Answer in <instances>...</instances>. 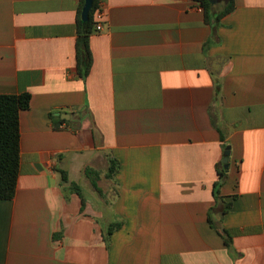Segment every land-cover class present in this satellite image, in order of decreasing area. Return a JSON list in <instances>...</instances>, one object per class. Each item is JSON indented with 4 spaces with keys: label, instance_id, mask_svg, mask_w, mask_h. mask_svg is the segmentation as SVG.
<instances>
[{
    "label": "crops",
    "instance_id": "0c3cea01",
    "mask_svg": "<svg viewBox=\"0 0 264 264\" xmlns=\"http://www.w3.org/2000/svg\"><path fill=\"white\" fill-rule=\"evenodd\" d=\"M79 6L0 0V95H31L0 264H264V0H103L86 78Z\"/></svg>",
    "mask_w": 264,
    "mask_h": 264
},
{
    "label": "trees",
    "instance_id": "16d2710c",
    "mask_svg": "<svg viewBox=\"0 0 264 264\" xmlns=\"http://www.w3.org/2000/svg\"><path fill=\"white\" fill-rule=\"evenodd\" d=\"M200 4L203 8L206 21L212 19L219 21L223 16L228 15L234 8V0H229L225 9L219 14L215 13V4L209 0H192ZM103 0H94L93 6L89 12V19L84 22L82 13L86 4L85 0H80L78 9V70L81 77L86 78L91 70L92 55L90 52V37L95 29V15ZM31 105V95H0V200H13L17 193V184L21 168V112L28 110ZM119 169V164L115 160L110 161L109 177H112ZM63 182H68L67 172L60 171ZM89 172V170H88ZM97 173V172H96ZM97 175V174H96ZM220 180L215 187L216 196L219 194V188L227 177L224 167L219 171ZM96 187V184H94ZM78 194L82 197L80 189L76 188ZM85 203L83 199V204ZM231 209L226 206V211ZM122 226L121 223L111 225L105 239L109 242L112 233Z\"/></svg>",
    "mask_w": 264,
    "mask_h": 264
},
{
    "label": "water",
    "instance_id": "95a60500",
    "mask_svg": "<svg viewBox=\"0 0 264 264\" xmlns=\"http://www.w3.org/2000/svg\"><path fill=\"white\" fill-rule=\"evenodd\" d=\"M86 1V4L84 6V9H83V13H82V19L84 22H87L88 19H89V12L93 6V2L94 0H85ZM212 4H216L218 2V0H209ZM229 159H230V149L227 148L226 152H225V157H224V160H223V163H224V168L226 171H228L229 169Z\"/></svg>",
    "mask_w": 264,
    "mask_h": 264
},
{
    "label": "built area",
    "instance_id": "2783aa9c",
    "mask_svg": "<svg viewBox=\"0 0 264 264\" xmlns=\"http://www.w3.org/2000/svg\"><path fill=\"white\" fill-rule=\"evenodd\" d=\"M104 19H105V13L102 8V4H100L99 9L96 12L95 15V29L97 32H101L104 29Z\"/></svg>",
    "mask_w": 264,
    "mask_h": 264
},
{
    "label": "rangeland",
    "instance_id": "374dc122",
    "mask_svg": "<svg viewBox=\"0 0 264 264\" xmlns=\"http://www.w3.org/2000/svg\"><path fill=\"white\" fill-rule=\"evenodd\" d=\"M220 1H221V0H218V2H217L216 4H217L218 8L221 9V8H222V5H221Z\"/></svg>",
    "mask_w": 264,
    "mask_h": 264
}]
</instances>
